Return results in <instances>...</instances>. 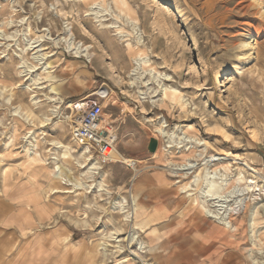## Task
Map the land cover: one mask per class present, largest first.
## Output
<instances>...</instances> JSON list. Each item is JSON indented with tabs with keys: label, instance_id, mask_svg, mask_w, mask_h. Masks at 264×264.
<instances>
[{
	"label": "rangeland",
	"instance_id": "rangeland-1",
	"mask_svg": "<svg viewBox=\"0 0 264 264\" xmlns=\"http://www.w3.org/2000/svg\"><path fill=\"white\" fill-rule=\"evenodd\" d=\"M124 1L0 0V183L8 171L40 178L55 222L64 220L75 231H67L66 240L86 241L93 256L106 260L136 252L141 264H154L147 255L163 256L159 252L166 249L144 248L137 232L131 243L108 238L110 232L122 238L135 230L137 203L129 186L148 170L146 145L156 137L154 160L168 167L201 212L206 171L229 179L222 193L238 184L240 173L253 178L250 169L257 171L258 191L245 190L246 207L229 213L228 228L237 239L230 261L264 264V0ZM70 27L75 44L90 46V58L67 44ZM138 53L146 64L132 84ZM23 61L31 67L21 66ZM164 87L173 97L161 98ZM87 101L102 104L101 126L115 137L119 159L102 164L93 149L80 156L85 145L72 132ZM183 132L191 138L184 140ZM28 140L41 162L28 161ZM211 154L218 158L209 161ZM91 161L98 172L87 170ZM54 163L69 182L48 174ZM195 174L200 179L193 183ZM116 201L124 208H114ZM170 252L158 264H173Z\"/></svg>",
	"mask_w": 264,
	"mask_h": 264
},
{
	"label": "crops",
	"instance_id": "crops-1",
	"mask_svg": "<svg viewBox=\"0 0 264 264\" xmlns=\"http://www.w3.org/2000/svg\"><path fill=\"white\" fill-rule=\"evenodd\" d=\"M145 160L148 170L129 186V195L137 203L133 231L140 235L144 248L162 247L166 255L171 251L168 257H173V264H232L236 236L204 211L191 207L190 198L164 163L155 161L151 153ZM6 174L0 183V264H141L125 254L107 260L100 254L93 256L90 243L66 240V221L55 222L56 210L38 188L41 179ZM179 252L184 255L176 260ZM164 255L146 258L158 264Z\"/></svg>",
	"mask_w": 264,
	"mask_h": 264
},
{
	"label": "bare ground",
	"instance_id": "bare-ground-1",
	"mask_svg": "<svg viewBox=\"0 0 264 264\" xmlns=\"http://www.w3.org/2000/svg\"><path fill=\"white\" fill-rule=\"evenodd\" d=\"M98 2V1H97ZM114 2L116 4H125V1L124 0H114ZM100 3V2H99ZM98 3V4H99ZM112 3V2H111ZM93 6V5H92ZM91 7V6H90ZM105 10H108L107 8ZM94 11V10H93ZM116 11V10H114ZM94 14L96 16H98V13L97 12H94ZM100 14V13H99ZM119 15V14H118ZM122 16V15H121ZM128 18V17H127ZM134 19V18H133ZM134 23H136L135 20H133ZM112 25V24H111ZM110 25V26H111ZM135 25V24H134ZM115 26V25H114ZM116 27V26H115ZM135 27V26H134ZM120 32V31H118ZM67 34H68V38H66L67 40V44L73 48L75 50L76 53L78 54H81V55H85L86 57L90 58L91 57V52L89 50L90 46L89 45H82V44H75L72 40L74 39L73 38V32L71 30V27L68 28L67 30ZM37 46V45H36ZM36 46H33V47H36ZM130 49V47H128ZM39 50V48H37L36 50H34V53H37ZM33 53V58L36 59V60H41V59H44V57L42 55H35ZM42 56V57H41ZM134 63H135V67L134 69L132 70V81L131 83L133 84L134 81H136V79L138 78L137 76H135V73L137 72L138 69L142 68V66H144L146 64V59L145 57L141 54V53H138L136 54L135 58L133 59ZM23 64L21 66H24V64L27 65L26 62H22ZM44 63V62H43ZM48 65V64H47ZM26 67H31L29 65H27ZM47 67V66H46ZM161 93H162V96L161 97L162 99L166 98L167 96H169L170 98L173 97V96H170L168 91L166 90V88H162L161 89ZM175 99V97L173 98ZM52 100V104H53V108L50 109L51 112H56L57 110V105H55L54 103V99H50ZM58 103V102H57ZM56 103V104H57ZM20 112L19 108H17L15 110V112ZM48 120V118H45ZM101 124V122H100ZM162 125L163 124V121L161 122ZM158 132L162 133V134H165L166 131L164 128H158ZM172 134H169V139L172 140L173 137H174V132H171ZM183 137H184V140L186 139H190L191 136H187V132H183ZM192 137H195V136H192ZM33 139V138H32ZM179 139H181V137H179ZM29 142V147L26 149L27 151V156L29 157L28 161L29 162H41V159L37 156V152L34 151L33 149L35 148V144H34V141L33 140H28ZM197 142H200V141H197ZM56 143V142H55ZM204 143V142H202ZM87 148L86 147H81V153H80V156H84V153L86 152L87 153ZM109 149L106 150V153H108ZM117 153L116 151H114L113 149V146H112V151H111V154H110V157L113 159H119L117 157ZM209 161H214L216 160L218 157L215 156V154H211L210 157H209ZM127 161H129L128 159H126ZM191 163V162H190ZM89 164V167H88V171L91 172V173H96L98 172L97 169L100 168V166L97 164L96 161H91ZM204 164H206V162H204ZM175 167V166H174ZM173 167V168H174ZM185 168V167H183ZM192 168H193V165L192 164H189V167L186 168V173L192 171ZM181 171V170H180ZM251 171V174L255 177L256 174H257V171L253 168L250 169ZM48 174H51V176L53 177H57L59 179H66V181L69 182V179L67 177H65V172L63 171V169L61 168V165H58L56 163H54V166H52L51 170L48 171ZM100 177L102 180V177H103V173L100 174ZM253 177V178H254ZM203 178L207 180V184L204 185V187L202 188V196L200 198V207L203 209V211L205 210L208 215H210L211 217H213L214 219H217L219 222L223 223L224 225H226L227 227H230L231 228V221L229 219V213L230 212H234L236 213L238 211L239 208H245L246 207V199L245 197L243 196L245 190H254L256 189V191H258V186H257V182L253 179V178H245L241 175V173L239 174V176H237V182L238 184L234 185L230 190H228L226 193H222L221 191L224 189V186L228 183L229 179L226 178V177H222V176H219L218 173L216 172V170H213V171H206L205 174L203 175ZM200 179V176L197 174H195L193 176V183L197 182L198 180ZM222 180L224 182V185H219V181H214V180ZM245 180L246 182V185L243 187L240 185V182ZM99 182V181H98ZM102 182V181H101ZM100 183V182H99ZM98 183V184H99ZM99 186H102L101 184H99ZM257 186V187H256ZM241 196V197H239ZM230 197H234L232 200L233 204L232 205L231 203H229L231 201V198ZM210 203V204H208ZM123 207V204L122 202L120 201H116L115 204H114V208L116 207ZM215 208H214V207ZM255 207V206H254ZM122 208V209H123ZM241 208V209H242ZM121 209V210H122ZM255 209V208H254ZM220 210H225V213H222L220 212ZM135 214L136 212L133 211ZM253 212H255L253 210ZM221 213V214H220ZM231 215V214H230ZM255 220V216H254V219ZM136 229V228H135ZM126 239L128 242H132L134 241L135 239H137V234L136 232H134L133 230H130V232H128L127 236H124L121 238V236H119V233L117 232H110L109 234V238L108 240L109 241H113V242H116L117 244L120 243L122 240ZM110 244L108 242L106 243H103V249L104 251L106 252L107 251V246H109ZM142 245V244H141ZM140 249V247H139ZM138 253L136 252H132V258L134 257H138ZM143 262V261H142ZM148 263V262H147ZM143 264H145L143 262Z\"/></svg>",
	"mask_w": 264,
	"mask_h": 264
},
{
	"label": "built area",
	"instance_id": "built-area-1",
	"mask_svg": "<svg viewBox=\"0 0 264 264\" xmlns=\"http://www.w3.org/2000/svg\"><path fill=\"white\" fill-rule=\"evenodd\" d=\"M79 110L74 122L73 137L84 144L88 151L93 149L102 164L112 161L110 154L115 137L100 124L102 104L97 101L82 102Z\"/></svg>",
	"mask_w": 264,
	"mask_h": 264
},
{
	"label": "water",
	"instance_id": "water-1",
	"mask_svg": "<svg viewBox=\"0 0 264 264\" xmlns=\"http://www.w3.org/2000/svg\"><path fill=\"white\" fill-rule=\"evenodd\" d=\"M157 147H158L157 138L156 137H150L148 139V143H147V147H146L147 151L149 153L153 154L156 151Z\"/></svg>",
	"mask_w": 264,
	"mask_h": 264
}]
</instances>
